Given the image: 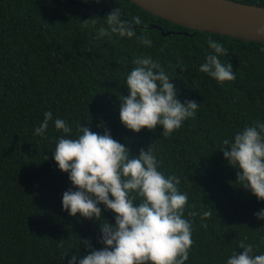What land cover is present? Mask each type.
<instances>
[{"label":"trees","instance_id":"trees-1","mask_svg":"<svg viewBox=\"0 0 264 264\" xmlns=\"http://www.w3.org/2000/svg\"><path fill=\"white\" fill-rule=\"evenodd\" d=\"M72 1L94 10L65 0H0V264H67L73 254L87 255L82 240L103 247L99 223H114V215L103 205L95 222L62 211V194L72 186L52 158L58 137L75 138L78 126L88 125L101 135L108 129L130 158L150 147L158 170L179 178L178 190L188 196L184 218L192 223L185 264H227L242 240L254 246V255L264 254V221L254 217L264 201L235 183L238 169L219 151L224 139L255 121L264 123V43L192 35L193 29L154 17L129 0ZM233 1L264 7V0ZM117 7L123 20L140 17L136 36H99L101 27L107 29L102 19ZM141 35L151 39L150 47L138 41ZM210 38L229 50L220 59L231 63L235 80L219 84L199 71ZM142 56L161 64L181 102L199 103L167 138L160 127L133 133L119 120L127 75ZM49 111L53 121L35 135ZM56 118L72 132L57 131ZM212 208L217 214L202 221ZM192 211L198 215L189 216Z\"/></svg>","mask_w":264,"mask_h":264},{"label":"clouds","instance_id":"clouds-1","mask_svg":"<svg viewBox=\"0 0 264 264\" xmlns=\"http://www.w3.org/2000/svg\"><path fill=\"white\" fill-rule=\"evenodd\" d=\"M102 21L107 29H99L100 37L117 34L132 38L136 36L134 25L142 24L139 16L123 20L119 7L108 12ZM143 31H147L146 26ZM257 36L264 37V26L257 30ZM137 39L147 47L152 45L147 36ZM207 44L210 52L199 71L219 84L235 80L231 63L220 59L229 50L211 38ZM133 63L135 67L126 78L128 94L122 95L119 103L120 123L133 133L160 127L161 135L167 138L195 115L199 103L181 102L173 80L150 56L138 57ZM50 121L53 114L45 112L34 134L42 136ZM54 127L64 134L72 132L61 118L54 120ZM77 131L75 138L58 137L52 157L58 170L68 174L72 186L62 194V211L70 217L79 214L95 222L101 220L103 205L114 215V223H99L98 243L102 248L94 249L89 240H82L87 255L81 258L73 254L67 264H185L193 242L192 223L184 218L188 196L179 192V178L166 177L158 170L159 162L150 147L130 158V150L113 139L108 129L103 135L93 132L89 125L78 126ZM219 151L228 166L238 169L235 183L258 201H264V123L255 121L236 132L233 139H224ZM213 211L217 214L214 208L205 210L201 220L211 217ZM188 215L195 217L198 213L192 211ZM254 217L264 221V209L254 213ZM238 248L241 251L233 252L227 264H264V254L254 255L252 244L242 240ZM67 256L65 253L64 258Z\"/></svg>","mask_w":264,"mask_h":264},{"label":"water","instance_id":"water-1","mask_svg":"<svg viewBox=\"0 0 264 264\" xmlns=\"http://www.w3.org/2000/svg\"><path fill=\"white\" fill-rule=\"evenodd\" d=\"M65 1L94 10L83 3L72 0ZM129 1L154 17L193 29L192 35L199 31L249 42L264 43V37L257 36V30L264 26V7L233 0ZM160 33L166 36L171 32L160 30Z\"/></svg>","mask_w":264,"mask_h":264}]
</instances>
